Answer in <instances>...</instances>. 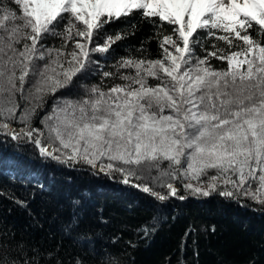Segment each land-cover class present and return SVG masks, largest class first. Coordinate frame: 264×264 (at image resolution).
Wrapping results in <instances>:
<instances>
[{
	"label": "snow or ice",
	"instance_id": "1",
	"mask_svg": "<svg viewBox=\"0 0 264 264\" xmlns=\"http://www.w3.org/2000/svg\"><path fill=\"white\" fill-rule=\"evenodd\" d=\"M133 12L151 25L169 26L158 28L160 58L128 55L116 61L117 72L103 71L95 54H108L121 36L94 41L106 25ZM200 29L235 50L213 45L214 51L198 57ZM48 36L79 39L67 51L64 43L47 47ZM209 56L225 60L227 69L214 70ZM93 65L103 77L119 76L125 83L107 91L93 85L80 99L63 100L40 119L47 134L34 127L45 96L73 84ZM149 77L160 83L152 87ZM18 96L30 106L21 110ZM16 121L22 126L15 127ZM0 144L32 145L41 157L69 166L82 162L93 174L119 172L123 183L138 182L132 186L161 202L185 199L174 179L191 176L200 182L207 169H214L206 186L185 183V190L264 204V0H0ZM164 161L168 169L162 168ZM13 179L52 189L36 171ZM165 187L167 192L157 190ZM5 195L0 191V199ZM82 200L69 198L73 216ZM18 206L28 207L23 201ZM143 231L147 235L150 228ZM0 264H45V257L18 240H0Z\"/></svg>",
	"mask_w": 264,
	"mask_h": 264
},
{
	"label": "trees",
	"instance_id": "2",
	"mask_svg": "<svg viewBox=\"0 0 264 264\" xmlns=\"http://www.w3.org/2000/svg\"><path fill=\"white\" fill-rule=\"evenodd\" d=\"M168 27L158 21L157 25L147 23L139 12L106 25L94 43L107 35H120L121 39L108 54H95L102 70L117 72L116 61L128 55L160 58L158 28L166 31ZM62 30L63 26L57 29ZM213 32L223 35L220 30ZM252 34L260 38L258 32ZM197 38L194 50L201 58L215 50L213 45L235 50L210 37L205 29L198 30ZM77 39L64 42L62 37L48 36L45 43L49 48H60L64 43V50L71 51ZM208 63L216 71L227 69V62L215 56H209ZM131 71L120 69L123 73ZM115 83L125 82L119 76L103 77L93 65L79 79L74 78L73 84L45 96L43 107L33 117V126L47 134L39 121L54 105L80 99L93 85L107 91ZM148 83L155 87L160 82L149 77ZM17 102L21 110L30 106L19 96ZM14 126L22 125L16 121ZM168 167L164 161L162 168ZM0 168V191L7 193L0 199V240L15 239L26 249L39 248L45 264H74L77 259L83 264H264V204L248 197L225 198L217 192L209 197L196 196L185 190L186 182L180 176L172 182L185 199L173 197L161 202L132 186L138 182L123 183L119 172L93 174L91 167L82 162L69 166L41 157L32 145L17 149L15 145L0 144ZM28 170L51 182V191L13 179L15 174ZM213 172L207 169L205 176ZM153 175L158 172L153 170ZM157 190L167 192L166 187ZM80 197L82 209L73 216L69 198ZM18 201L25 202L27 209L18 206ZM146 226L150 228L147 235L143 231ZM189 232L185 247V233Z\"/></svg>",
	"mask_w": 264,
	"mask_h": 264
},
{
	"label": "rangeland",
	"instance_id": "3",
	"mask_svg": "<svg viewBox=\"0 0 264 264\" xmlns=\"http://www.w3.org/2000/svg\"><path fill=\"white\" fill-rule=\"evenodd\" d=\"M18 128V127H17ZM184 169H187V162L186 165L183 167ZM212 175H216V171L213 173L208 174V176H212ZM208 176H202L200 178V182H198L197 180H195L194 178H192L191 176L185 178L184 180L186 183H192L194 186H206L207 182H208ZM173 183V182H172ZM173 185L177 188L178 190V186L177 184L173 183ZM256 185L254 184L253 187H255Z\"/></svg>",
	"mask_w": 264,
	"mask_h": 264
},
{
	"label": "bare ground",
	"instance_id": "4",
	"mask_svg": "<svg viewBox=\"0 0 264 264\" xmlns=\"http://www.w3.org/2000/svg\"><path fill=\"white\" fill-rule=\"evenodd\" d=\"M124 178V177H123Z\"/></svg>",
	"mask_w": 264,
	"mask_h": 264
}]
</instances>
